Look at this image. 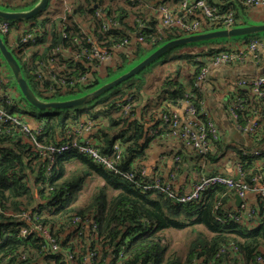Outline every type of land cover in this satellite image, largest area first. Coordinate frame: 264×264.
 Returning <instances> with one entry per match:
<instances>
[{"label": "built area", "instance_id": "built-area-1", "mask_svg": "<svg viewBox=\"0 0 264 264\" xmlns=\"http://www.w3.org/2000/svg\"><path fill=\"white\" fill-rule=\"evenodd\" d=\"M123 1L131 6L143 2ZM55 2L60 8V15L50 18L36 17L30 29L20 32L16 47L17 51L24 55V69L39 94L48 97L90 90L110 70H116L118 64L114 61L115 54L123 53L129 46H157L167 35H196L215 27L230 29L235 27L236 23L233 10H222L210 0H180L176 9L163 3L153 5L149 2L144 6L157 18L158 23L150 26L137 21L130 28L122 27L116 13L93 6L90 2H85L82 8L77 6V0ZM241 4L247 8L264 9V0H243ZM197 16L206 21L205 27ZM12 30L9 21L0 20V36L8 37ZM117 33L122 36L115 41L113 37L118 35ZM241 44L243 45L239 48L218 49L207 56L196 51L191 61V79L183 85L180 97L169 98L166 102L179 112L168 110L162 113L159 125L151 129L150 136L161 134L167 139L175 140L189 155L202 159L212 154L219 134L206 111L201 84L206 81L210 67L247 63L257 67L260 63L259 47L263 45L262 37L250 38L241 41ZM31 45L36 48L27 55L25 48ZM6 47L10 51L13 43ZM130 58H134L133 52L126 55V59ZM2 66L6 67V64L0 61V135H20L23 142L29 144L36 153L43 171V180L38 182L42 195L34 194L35 204L28 211L21 213L20 216L26 225L19 228L18 236L28 238L38 235L45 241L47 253L59 250L61 241L60 235L55 232L56 227L44 225L40 223V219L42 215L47 216L52 212L57 202L56 198L51 197L54 188L49 182L56 170L57 158L70 151L86 156L104 171L133 183L141 193L160 194L176 204L197 203L208 190L222 187L236 195L241 202L235 208L221 210V200L226 196L222 194L220 200L212 206V215L217 222H231L248 229L261 223L259 208L247 203L246 193H254L259 207L264 208V142L240 155L234 163L235 177L222 173H206L198 169L188 191H184L177 183L179 156L173 157L175 168L163 179L160 167L146 169L131 163L129 169H123L124 146L120 139L113 140L108 154L102 153L99 143L86 139V135L92 130L106 126L109 120L107 117L67 125L60 133L55 134L54 142H47L41 124L31 127L26 121V114L15 112L19 106L24 108V104L18 102L12 95L13 91L7 88ZM240 90H243L244 94H238ZM235 91L237 94L231 96L227 102L228 115L241 133L254 140H260L264 130V75L237 80ZM134 107V96L126 93L119 102L115 118L125 119L131 116ZM250 158L261 159L262 163L254 167L247 178L243 165L247 164ZM68 194L69 190L64 188L62 195ZM59 225H63V231L69 232L66 261L70 264H92L97 261L100 244L93 213L64 217L57 226ZM8 236L9 233L4 232L2 239ZM82 237L87 239L86 247L93 245L91 249L88 247L83 255L80 254L83 247ZM226 252L236 253L238 249L233 244L224 246L217 251L214 258H219ZM122 257L123 249L120 250L117 261ZM198 262L199 260H194L191 264ZM101 264H106V261L103 259ZM250 264H264V253L261 251Z\"/></svg>", "mask_w": 264, "mask_h": 264}, {"label": "trees", "instance_id": "trees-1", "mask_svg": "<svg viewBox=\"0 0 264 264\" xmlns=\"http://www.w3.org/2000/svg\"><path fill=\"white\" fill-rule=\"evenodd\" d=\"M38 1L29 0V5H35ZM227 1L229 3L224 7H218L222 10L227 8L233 10L236 20L235 27L244 26L238 21L243 19L245 9H248L241 4L243 0ZM118 19L122 24V19L120 17ZM9 23L13 24L14 22ZM262 35L236 39L247 41L250 38H261ZM121 36L118 34L113 37V40L117 41ZM179 36L181 35H167L160 44L152 47L156 48ZM199 44H189L185 47L193 48ZM225 49L221 48L220 50ZM197 51L203 56H207L216 50L205 48ZM144 52L142 46L136 44L133 59H138L140 56L144 59L146 57H143ZM195 53L188 54L187 59L192 61ZM124 61L120 59L116 70H110L108 76L121 69ZM18 64L22 77L38 97L36 91L38 94L39 92L36 85L25 71L23 63L21 62L20 65L18 62ZM154 64L149 65L146 69ZM190 65L192 67V63ZM146 69L113 88L112 90L115 91L112 99L97 105L95 109L99 107V111L93 115L92 119L109 118L103 128L108 127L110 122L113 123L111 126L121 122L119 118L114 120L111 114L119 110V102L126 94L124 89L130 90L134 99H136L134 92L138 95L141 93L143 87L141 83L144 79L140 76ZM132 80H134L133 83ZM182 91L183 85L179 83L175 91L171 92L170 98L180 97ZM20 101L26 107H31L21 95ZM9 110L11 111V109ZM86 112L88 111L86 110ZM80 114L79 111L73 116L69 114L63 117L52 115L35 119L40 122L46 141L54 142L55 134L60 133L67 125H74L80 121H78ZM88 115L90 116V112ZM132 127L133 133H129L128 129H118L115 136L106 133L107 140L101 147L102 153L108 154L113 140L120 139L127 158L124 160L123 169H129L133 158L136 155H142V148L139 147L143 136L142 126L138 121H134ZM256 141L262 143L264 138L256 139ZM67 158H76L87 170L94 169L100 178L101 184L96 187L85 206H78L76 203L81 189L74 198H71L70 194V190L78 185L83 188L85 175L83 170H72L66 173L63 165ZM247 169H249L248 165L244 164L245 174ZM41 180H43L41 162L31 146L23 142L20 135L11 137L0 135V264H70L66 261L69 249L67 246L69 232L67 231V235L62 237L66 231H63V225H57L64 217L73 214L82 216L90 213L94 214L97 223L100 244L98 259L92 264H101L103 259L106 264H191L194 260H199L197 264H250L261 251L264 253V208L259 207L262 219L254 229L244 228L231 222L220 223L212 215V206L220 200L222 194H228V191L222 187L208 190L197 203L176 204L160 194L141 193L133 183L119 175L104 171L86 156L74 151L64 153L57 158L56 170L50 177V185L54 188L51 197L56 198L57 202L52 212L50 211L47 216L42 215L40 223L52 228L56 227L55 232L60 235L61 243L58 251L47 253L45 241L38 235L28 238L18 236L19 228L26 225L20 216L21 213L28 211L35 204L34 194L42 195V189L40 190L38 186V182ZM64 188L69 190L67 196L62 195ZM109 189L114 194L108 197ZM221 201V210L226 209V196ZM199 226L203 231L197 229ZM167 230H186L189 236H193L184 258L165 255L166 245L163 233ZM4 232L9 233L6 239H2ZM86 240L83 237L81 239L83 243L80 250L81 255L85 254L88 247L91 249L93 246L90 244L86 247ZM230 244L235 245L238 252H226L219 258H214L220 248ZM122 249L123 257L117 261L116 258ZM22 257L24 258L22 259Z\"/></svg>", "mask_w": 264, "mask_h": 264}, {"label": "crops", "instance_id": "crops-1", "mask_svg": "<svg viewBox=\"0 0 264 264\" xmlns=\"http://www.w3.org/2000/svg\"><path fill=\"white\" fill-rule=\"evenodd\" d=\"M142 1L143 2L140 4H142L143 6L144 4H147L149 2L153 5L156 3H163L164 5L172 9H176L178 3L180 2V0ZM30 2L29 0H0V6L17 8L23 5H29ZM88 2L92 3L93 6H100L106 11L116 13L117 16L122 19V27L124 28L132 27L134 24H136L137 21L145 22L150 26H155V24L158 23L157 18L152 15V12L147 8V6H131L123 0H88ZM211 3L222 8L229 2L227 0H211ZM35 5L30 6L23 12L30 10ZM260 10L264 11V9L262 8L245 9L244 17L243 19H241L244 21H238L244 26L264 24V16L262 17L261 15L264 12ZM249 17L252 18V22L250 21ZM197 18L201 21L202 26L205 27L206 21L200 16H197ZM245 21L248 22L246 23ZM214 30L218 29H211L207 31L203 30V32ZM260 37H262L263 39V45L259 47L260 63L257 67H254L252 63H247L245 65H220L216 67H210L207 73L206 81L201 84L205 99L206 111L209 114L211 121L216 126L219 134V140L214 144V150L212 154L205 157L204 159L189 155V153L184 148H182L177 141L167 139L161 134L150 136L151 129L159 125L162 113L168 110L179 112V110L175 107L168 106L166 102L171 97V92H174L176 87L179 86V83L184 85L191 79L192 73L189 60L188 64L190 66V74L187 78H178L179 81L177 80L178 82L176 86L165 83V85L167 86V90L160 95L154 96L151 101H148L144 97H141L143 90H141V93L139 95L134 92L136 99L135 107L131 116L125 119H121V122H118V124L116 125L111 126L113 123L110 122V125H108V127L106 128L92 130L86 135V139H88L89 141L97 142L102 147L107 140V138L105 137L106 133L115 136L118 129H128L129 133H133L134 129L132 127V124L134 121H138L141 124L143 130L142 141L141 144H139V147L142 148V155H136L131 163H136L139 166H144L146 167V169L160 167L162 178L165 179L168 174L175 168L172 161L173 157L176 155L179 156L180 161L178 165L179 170L177 173V183L179 184V187L184 191H188L190 183L196 178V172L198 169H202L206 173H222L228 176L235 177L234 163L238 160V158L244 151L256 148L260 145V143L252 139L250 136L241 133L237 129L235 122L228 115L226 106L227 102L231 98V96H228V92L229 90H231L233 84L240 78L264 75V34ZM1 39L3 40V37H1ZM242 45L243 44H241L240 40L236 38H230L220 42L217 46H196L192 52L191 49L183 48L182 50H184V54L180 57L184 58L185 56H188V54H193L197 50L205 48H212L215 50L221 48L236 49L241 47ZM134 48L135 47L129 46L124 50L123 53L115 54L114 61H116V63H119L120 59L125 60L128 53L134 52ZM177 57H179V55ZM0 61L3 62L1 56ZM2 68L4 69L3 76L6 78V86L8 89L13 91L12 95L19 102L20 95L18 90L17 92L15 91L16 85L14 83L12 74L7 66H2ZM126 93H131V91L127 90ZM238 94H244V91L240 90ZM98 111L99 110L97 107L93 111V113H90L89 116L86 110H82L80 111L81 114L78 117V121L92 119L93 115ZM117 112L115 111L111 114L114 120ZM71 115L73 116V114ZM26 121L31 127H34L40 123L35 118L29 115L26 117ZM262 138H264V130L260 139ZM100 150L102 151L103 149L100 148ZM123 158L124 160L127 159L125 152ZM65 160L67 161L64 162L63 169L66 173L72 170H83V173L85 175V180L83 183L86 182L87 178L92 179L94 176L99 178L94 169L87 170L85 166L81 165L76 158H67ZM261 163V159L250 158L248 160L247 165L249 169H247V172L245 171L247 178L250 176L253 168L261 165ZM69 166H71V168ZM100 184L101 181L98 182V185ZM109 193L111 195L114 194V192L110 189L107 191V195H109ZM234 196L235 195H232L229 192L228 194H226L227 208L236 207ZM246 201L250 206L259 208V203L254 193L247 192ZM256 227L257 226L251 229H254ZM66 235L67 231L62 234V237Z\"/></svg>", "mask_w": 264, "mask_h": 264}, {"label": "rangeland", "instance_id": "rangeland-1", "mask_svg": "<svg viewBox=\"0 0 264 264\" xmlns=\"http://www.w3.org/2000/svg\"><path fill=\"white\" fill-rule=\"evenodd\" d=\"M85 2H87V0H77V6L79 8H82L84 6ZM135 6H143V5L139 4V5H135ZM29 7H30V5H23V6H20L17 8H9V7H1L0 6V10L5 11V12H23L24 10L28 9ZM256 9H258V8H256ZM260 11H262V10H260ZM262 12H264V11H262ZM60 13H61L60 8L56 5L55 0H49L46 9L43 10L39 14L38 17L50 18L53 16L60 15ZM261 15L263 17L264 13ZM37 18L30 19L27 21H15L12 24L13 30H12L10 36L3 37V41L5 42L6 46H8L11 42L13 43V48L10 51L12 52L14 58L20 63V65H21L22 60L24 59V55L21 52L17 51V49H16L18 36H19L21 31H26V30L30 29L31 26L34 24V21ZM249 19L252 22V18L249 17ZM245 22L247 23L248 21H245ZM220 28L221 27H215V29H220ZM260 34H264V33H260ZM236 38H238V37H236ZM225 40H227V38L226 39H213L210 41H203L200 44H202L205 47L217 46L220 42L225 41ZM35 48L36 47L33 45L25 48L26 54L29 55L30 53H32L35 50ZM183 48L191 49V52L193 51V49H195V47L188 48L185 46L175 48V49L171 50L169 52V54H166L162 58L158 59L156 61L157 63L154 62L155 64L153 63L154 64L153 66H150L148 69H146L143 72V74L140 76V77H143V79H144L143 82L141 83V85L143 86L142 87L143 91H142L141 97H144L146 100L151 101L154 96L160 95L167 90V86L165 85V83L176 86L177 82L179 81L178 78H180V77L181 78L182 77L187 78L189 76L190 66L188 64V59H187L188 56H185L184 58L180 57L181 55L184 54L183 53L184 50H182ZM142 49L145 50V52L143 54V57H144V56H148L149 53H151V51L153 49H156V48L155 47H146L145 48L144 46H142ZM178 55H179V57H177ZM141 57L142 56H140L138 59H133V58L125 59L123 67L121 69H119L117 72L111 74L110 76H108V74L104 75L100 80L97 81V84L88 91H84V92L78 93V94L66 93V94H62L59 96L48 97L46 95L38 94L37 91L35 90L36 94L38 95V99H40L43 102H50V101L64 102V101H69L71 99L79 98V97L87 94V92H92L95 89H97L98 87H100L101 85H103L104 83L109 82V81L115 79L116 77L120 76L121 74L127 72L129 69H131L133 66H135L138 63V60L140 61L142 59ZM190 63H192V62L190 61ZM136 77H138V76H136ZM133 81L134 80H132L131 82L133 83ZM236 82L233 84L231 90H229L228 96H233V95L237 94V92L235 91ZM36 89H37V87H36ZM17 90H18L17 87H15L16 92H17ZM124 90L127 91L128 89H124ZM114 91L115 90L107 91L106 93L99 95L95 100H93L87 104L81 105L79 107L72 108V109L37 110V109L32 108V107H26V105H25L24 108L19 106L15 110V112H21L23 114H26L27 116L29 115V116L34 117V118H42V117L46 118L47 116H52V115L63 117L66 114L71 115V114H74V113L82 111V110H87L88 112L91 113L94 111V109L97 105L102 104V103L107 102V101H110L113 97ZM98 110H99V107H98ZM69 167L71 168V166H69ZM68 172H70V171H68ZM99 181H100V179L95 177V176L92 179L87 178L86 182L83 183V188H81V185H78L77 187H74L73 189L70 190L71 198H74L77 195V193L79 192V190L81 189V191L79 192L78 198L76 200V203L78 206H85L89 200V197L96 190V187L98 186ZM109 195H111V194L109 193ZM197 229L203 231L202 227H200V226ZM187 233L188 232H186V230H167V231H165L163 233L164 242L166 245L165 255H173V256H178V257L184 258L185 254L188 250V245L191 242V240L193 239V236H189Z\"/></svg>", "mask_w": 264, "mask_h": 264}, {"label": "water", "instance_id": "water-1", "mask_svg": "<svg viewBox=\"0 0 264 264\" xmlns=\"http://www.w3.org/2000/svg\"><path fill=\"white\" fill-rule=\"evenodd\" d=\"M48 5V0H39L38 3L33 6L30 10L25 12H5L0 10V20H5L9 22L15 21H27L34 19L39 13L46 9ZM260 33H264V24L260 25H246L237 26L230 29H218L214 31L202 32L196 35L190 36H179L175 39L167 41L153 50L148 56L139 61L135 66L129 69L127 72L121 74L115 79L104 83L92 92H89L79 98L71 99L64 102H43L33 93L30 89L28 83L21 75L20 66L18 61L14 58L11 51L7 49L3 40L0 37V56L3 62L6 64L10 70L14 83L24 100L32 107L37 110L45 109H72L79 107L81 105L87 104L95 100L99 95L112 90L113 88L119 86L121 83L127 81L128 79L134 77L149 65L156 62L158 59L162 58L168 54L171 50L186 46L189 44H197L203 41H210L213 39H230L236 37L254 36ZM235 205L236 207L240 204L241 200L235 195Z\"/></svg>", "mask_w": 264, "mask_h": 264}, {"label": "clouds", "instance_id": "clouds-1", "mask_svg": "<svg viewBox=\"0 0 264 264\" xmlns=\"http://www.w3.org/2000/svg\"><path fill=\"white\" fill-rule=\"evenodd\" d=\"M48 1H49V0H48ZM38 16H39V15H38ZM38 16H36V17H38ZM36 17H35V18H36ZM158 47H159V46H158ZM156 48H157V47H156ZM11 53H12V52H11ZM19 95H20V93H19ZM19 102H20V101H19ZM50 102H52V101H50ZM22 114H23V113H22ZM91 120H93V119H91Z\"/></svg>", "mask_w": 264, "mask_h": 264}]
</instances>
